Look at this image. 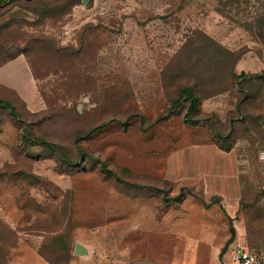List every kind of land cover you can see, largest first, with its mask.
Wrapping results in <instances>:
<instances>
[{"label": "rangeland", "instance_id": "rangeland-1", "mask_svg": "<svg viewBox=\"0 0 264 264\" xmlns=\"http://www.w3.org/2000/svg\"><path fill=\"white\" fill-rule=\"evenodd\" d=\"M17 53L42 108L17 103L15 117L0 106V264L189 260L178 233L203 221L218 253L230 225L243 229L225 260L240 242L264 253V147L253 148L264 137V0H6L0 62ZM186 87L194 110L178 96ZM210 146L235 149L234 224L185 178Z\"/></svg>", "mask_w": 264, "mask_h": 264}, {"label": "crops", "instance_id": "crops-1", "mask_svg": "<svg viewBox=\"0 0 264 264\" xmlns=\"http://www.w3.org/2000/svg\"><path fill=\"white\" fill-rule=\"evenodd\" d=\"M0 99L8 101L13 106L20 103L33 112L42 108L35 81L22 54H17L0 63ZM263 147L264 137L261 144L253 146L254 149ZM209 148L212 150L214 157L211 160L205 159L203 161L204 167L199 174L193 173V176L188 175L185 178L194 181L193 184L196 187L202 186L200 189H203L205 197H216V204L224 210L226 220H231L234 224L237 222L235 215L239 209L241 196L235 149L230 148L224 151L218 147L217 152V147L210 146ZM263 188L264 185L261 186L262 196L264 197ZM199 227L193 235L178 233L179 240L184 241L185 244L190 243L186 247V250L190 253V259L184 261L175 259L169 264H218L219 260L223 264H232L231 259V262L225 260V255L222 254L218 257V236L217 233L210 230V224L203 221ZM243 234V229L239 228L238 232L235 233V237L242 238ZM193 244L196 245L195 248L191 247ZM197 246L205 247V254H200Z\"/></svg>", "mask_w": 264, "mask_h": 264}, {"label": "trees", "instance_id": "trees-1", "mask_svg": "<svg viewBox=\"0 0 264 264\" xmlns=\"http://www.w3.org/2000/svg\"><path fill=\"white\" fill-rule=\"evenodd\" d=\"M5 1H6V0H0V5L3 4ZM17 54H19V53H17ZM17 54H15V55H17ZM15 55H13V56H15ZM13 56H12V57H13ZM12 57L7 58L6 60H8V59H10V58H12ZM6 60H3V61H1V62H4V61H6ZM1 62H0V63H1ZM244 75H245L244 72H240L238 76H244ZM178 96H179V97H184V98H186V99L188 100V102H189V109H190V110H194V109L196 108V105H197V103H198V100L192 95V93H191V91H190V89H189L188 87L182 89V90L179 92V95H178ZM0 106L7 108L13 116L17 117V114H16V112H15L14 106L11 105L8 101H6V100H4V99H0ZM198 123H199L198 120L189 121V124H191V125H193V126H196ZM229 136H230V135L227 134V135H225V136L223 137V139H224V138H225V139H228ZM215 137H217V138H219V139L222 138V137H220V136H216V135H215ZM36 140H38L41 144H46L42 139L37 138ZM220 149H222V150H224V151H227V150L230 149V147H228V148H221V147H220ZM83 155H84L85 157L89 158V159L95 160V161L99 164L100 169H101V171H102L103 174H105V175H107V176H111V177H112L114 180H116V181H121V180L117 177V175H116L111 169H109V168L104 164V162H103L102 160H100V159L97 158V157H92L91 155H88V154H84V153H83ZM61 161H62L63 163H68V160H67L66 158H61ZM130 185H132V186H137V187H141V186H143V185H137V184H130ZM146 187H147V188H153V189H155V190H159V189H157V188H155V187H153V186H146ZM261 195H262V192H261ZM182 198H183V194L181 193V190H179V192H178L177 194H175V195H173V196H171V197H164V201H165V202H174V201H180ZM216 200H217L216 197H215V198H214V197H211V202H213V201L215 202ZM205 206H207V204H206ZM261 253H262V252H261Z\"/></svg>", "mask_w": 264, "mask_h": 264}, {"label": "built area", "instance_id": "built-area-1", "mask_svg": "<svg viewBox=\"0 0 264 264\" xmlns=\"http://www.w3.org/2000/svg\"><path fill=\"white\" fill-rule=\"evenodd\" d=\"M258 157L264 160V150L258 152ZM230 259L238 264H264V253L255 252L245 242H240L231 248Z\"/></svg>", "mask_w": 264, "mask_h": 264}, {"label": "water", "instance_id": "water-1", "mask_svg": "<svg viewBox=\"0 0 264 264\" xmlns=\"http://www.w3.org/2000/svg\"><path fill=\"white\" fill-rule=\"evenodd\" d=\"M86 2H87V0H81V3H86ZM263 193H264V188H263ZM228 232H229V237L226 239V241L224 242V244L220 248V251L218 253V257H220L222 255V253L228 247L230 241L235 236V230H234V227L232 225L228 227ZM73 252L77 255H85L87 253L86 249L80 244H75V246L73 248Z\"/></svg>", "mask_w": 264, "mask_h": 264}]
</instances>
